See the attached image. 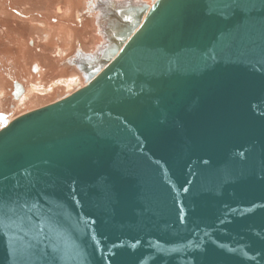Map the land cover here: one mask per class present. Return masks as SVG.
<instances>
[{"label":"water","instance_id":"obj_1","mask_svg":"<svg viewBox=\"0 0 264 264\" xmlns=\"http://www.w3.org/2000/svg\"><path fill=\"white\" fill-rule=\"evenodd\" d=\"M91 2L84 84L0 128V264H264V0Z\"/></svg>","mask_w":264,"mask_h":264},{"label":"flooded vegetation","instance_id":"obj_2","mask_svg":"<svg viewBox=\"0 0 264 264\" xmlns=\"http://www.w3.org/2000/svg\"><path fill=\"white\" fill-rule=\"evenodd\" d=\"M80 6L81 0H0V128L51 102H41L45 97L60 96L67 81L81 80L74 59L84 51L82 31L91 27Z\"/></svg>","mask_w":264,"mask_h":264},{"label":"rangeland","instance_id":"obj_3","mask_svg":"<svg viewBox=\"0 0 264 264\" xmlns=\"http://www.w3.org/2000/svg\"><path fill=\"white\" fill-rule=\"evenodd\" d=\"M89 0H81V6H80V12H81V14H82V16L84 15V16H87L88 17V19L90 20L89 21V25H90V27H91V31H89V32H84V31H82L83 33H81V43H80V46H79V49H82V50H84V51H90V50H92L93 49V47L95 46V41H96V38H97V36H96V30H95V25H94V18H96V19H98L99 18V16H100V21H101V17H102V9H100V6H102L103 4H98V7L96 6V3H97V0H92V2L89 4L90 6H92V5H94V7L92 6V8H93V10H94V8L95 9H100L99 11H100V13L98 12H89V10H87L86 9V7L88 8V6H87V2H88ZM109 2V0H105V2ZM110 1H112V0H110ZM146 1H151V0H146ZM55 4V3H54ZM104 7V6H103ZM91 8V7H90ZM39 9V8H38ZM37 9V10H38ZM40 10V9H39ZM50 10H51V7H50ZM106 10V9H105ZM41 11H42V9H41ZM51 11H53V10H51ZM95 11V10H94ZM86 13H90V16H88ZM92 13V14H91ZM93 16V17H92ZM105 20L106 19H103L102 18V23H103V25H104V23H105ZM96 27L97 28H99V29H101L102 28V25H101V23L98 21V23H97V25H96ZM103 29V28H102ZM91 33V40L90 41H86V42H84V40H85V38H86V35L85 34H90ZM80 51V50H79ZM67 81V80H66ZM84 84V79H83V77H81V80H76V81H74V82H71V81H67L66 83H65V87L64 88H62V91H60V96H57L56 98H54L55 96H51V97H45L41 102H47V101H53V100H55V99H57V98H60V97H62L63 95H66V94H68V93H70V92H72V91H74L75 89H77L79 86H82ZM58 94V95H59ZM54 98V99H53Z\"/></svg>","mask_w":264,"mask_h":264},{"label":"bare ground","instance_id":"obj_4","mask_svg":"<svg viewBox=\"0 0 264 264\" xmlns=\"http://www.w3.org/2000/svg\"><path fill=\"white\" fill-rule=\"evenodd\" d=\"M106 21V20H105Z\"/></svg>","mask_w":264,"mask_h":264}]
</instances>
